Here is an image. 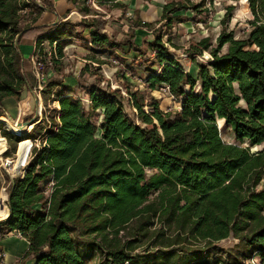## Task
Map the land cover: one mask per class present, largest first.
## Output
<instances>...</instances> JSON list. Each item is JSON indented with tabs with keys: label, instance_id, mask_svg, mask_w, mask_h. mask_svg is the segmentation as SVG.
Listing matches in <instances>:
<instances>
[{
	"label": "trees",
	"instance_id": "1",
	"mask_svg": "<svg viewBox=\"0 0 264 264\" xmlns=\"http://www.w3.org/2000/svg\"><path fill=\"white\" fill-rule=\"evenodd\" d=\"M67 1L85 17L38 24L44 11L55 12L50 0H0V108L36 83L25 69L22 38L55 40L58 56L72 38L84 39L86 48L114 62H125L117 53L124 46L138 55L149 51L142 86L166 88L179 108L163 111L155 96L131 90L126 75L139 70L126 67L120 75L128 98L119 88L90 85L83 88L91 100L86 107L50 76L41 95L46 101L54 90L59 109L47 124L16 135L19 127L0 115V126L12 131L1 130L10 144L7 155L23 139L45 141L32 147L22 175L8 177L9 214L0 219V234L14 230L28 241L16 264H88L98 253L102 260L94 264H139L142 258L152 264H263L264 0H248L252 18L243 36L221 31L212 60L195 64L194 74L170 55L160 31L185 21L188 10L196 15L202 2L163 0L154 21L112 3L127 25L116 37L88 0ZM232 9L226 7L222 23ZM139 29L151 31L152 39L141 36L137 44ZM124 98L137 121L124 112ZM222 129L235 141H224ZM27 152L18 149L16 174ZM226 238L232 245L222 250L216 243ZM146 240L154 249L132 254L146 248ZM254 258L259 263H251Z\"/></svg>",
	"mask_w": 264,
	"mask_h": 264
},
{
	"label": "rangeland",
	"instance_id": "2",
	"mask_svg": "<svg viewBox=\"0 0 264 264\" xmlns=\"http://www.w3.org/2000/svg\"><path fill=\"white\" fill-rule=\"evenodd\" d=\"M189 3H198L202 2L201 11L196 15L192 13L191 10L186 12L188 18L179 23H174L170 30L162 28L160 31V36L162 42L168 46L170 55L177 60L181 68L192 74L195 73L197 63H208L212 60L210 51L217 46V37L221 31H233L234 37L243 36L244 31L248 29V20L252 18L251 10L249 8L248 0H187ZM231 5L233 9L230 13V18L226 23H222L221 20L226 11V7ZM97 9V8H96ZM99 10V9H98ZM121 13L107 17V27L106 31L110 34H114L116 37L122 36L127 30V25L121 22ZM83 18V17H80ZM79 30V29H78ZM84 38L87 37L84 31ZM141 36H147V38L152 39L151 31L146 29L136 30V39L135 42L140 44ZM71 44L66 45L63 48L64 56L60 57L57 54V57H53L52 68L47 74V78L53 76L57 79H61V85H63V92H69L71 95L81 98H87L84 87L94 86L99 88L102 91H111L112 89L119 88L121 95L125 98H128V95L125 91L123 85V78H121V71H125L126 67H138V74L136 77H133L130 73H127L126 80L131 84V90L139 87L144 92L145 99H148V96H155L159 102V107L163 110H169L174 108H179V101L175 99L174 96L170 95L166 88H158L150 91L142 86V82L147 75L145 67L149 65V60L143 61L146 58H150V52L146 51L144 55H138L133 50H128L127 46H124L123 52H117L118 55L122 56L125 62H114L110 57L105 54H99L96 52L90 51L86 48V40L84 39H71ZM51 46L48 44L44 49L40 50V53L43 54L45 50H48ZM227 49V44H224L219 50L220 53L225 52ZM122 68V69H121ZM159 69V68H157ZM49 75V76H48ZM59 88H56V90ZM61 89V88H60ZM27 88L23 90L26 91ZM22 92V93H23ZM53 90L52 93L47 95L46 101H44L43 96V105L45 106L42 116L38 115L36 112V100L30 96L28 103L26 104V114L19 119L17 118V112L19 106L26 101L27 94L24 92L23 96H14L8 98L4 103L3 107L0 108V115L4 117H10L17 122L29 121L32 118L35 121L38 120L41 126L42 124H47L49 118V113L53 112L54 102L53 100ZM121 100L123 103L124 112L134 121H137L135 118V110L131 105L126 101V99ZM36 99V100H35ZM147 103V100L145 101ZM86 106V104H85ZM87 107V106H86ZM145 110H148L147 106H144ZM28 113V114H27ZM56 114V113H55ZM47 120H46V116ZM223 120L218 119L217 123L219 127H222ZM3 125L0 126V135L1 130L6 129L10 131L6 124L1 122ZM36 123V124H37ZM12 124L17 126L13 121ZM11 132V131H10ZM99 136L100 133L98 132ZM222 139L226 142H233L234 136L227 129L221 130ZM2 137L0 136V203H6V194L8 192V177L18 176L17 168L18 163L16 153L18 148L23 151L28 150V145L20 144L18 148L16 146V151L9 153L7 155L6 150L10 149V144L6 138V144L3 143ZM21 143V142H20ZM244 145L247 142L243 143ZM261 148V145L254 146L252 150ZM13 158L14 161L10 165H3L5 163V158ZM26 158V157H25ZM2 162V163H1ZM20 171V170H19ZM13 176V177H14ZM264 184V179L262 181ZM3 188L5 190H3ZM3 219V218H0ZM146 248L136 249L132 254L136 252H141V250H153L154 248L150 247L147 240ZM216 245L222 250L229 248L232 245V240L230 238L223 239L216 243ZM146 252V251H144ZM221 254H224L221 252ZM102 257L98 253L93 260H90L88 264H94L95 262H101ZM154 260V259H153ZM150 258H142L139 260V264H152L153 262ZM155 261V260H154ZM256 263H259L257 260ZM264 264V263H263Z\"/></svg>",
	"mask_w": 264,
	"mask_h": 264
},
{
	"label": "crops",
	"instance_id": "3",
	"mask_svg": "<svg viewBox=\"0 0 264 264\" xmlns=\"http://www.w3.org/2000/svg\"><path fill=\"white\" fill-rule=\"evenodd\" d=\"M162 1L163 0H97L99 6L98 9L105 14V18L110 17L112 15H116L118 13H122L121 8L111 7L112 3H119L125 4L130 7V9H128L126 13L127 15L132 14V9H137L139 11L140 18L144 21H154L160 19ZM50 2L55 12L44 11L41 14L39 20L37 21L38 24H49L59 22L65 20L66 18H69L71 21H77L80 19V17L83 16L67 0H50ZM72 39L75 40L77 38ZM33 43L34 39L32 38H22L20 42L25 69L29 74L32 75L33 71L31 63L29 61V56L33 49ZM69 44H71V42ZM63 56L64 53L60 57ZM24 92H26L27 98L26 101L23 102L21 105V111H23L24 109L26 114V104L28 103L30 96H33L34 98H36V96L32 93L30 88H28ZM24 92L22 93V96ZM56 101L54 102V106L56 107V109H59V106H57ZM35 103L37 109V100ZM13 122L19 127L15 120H13ZM6 215L7 206L5 203H0V218H4ZM27 248L28 241L26 240V238L22 237L18 232L12 230L4 234H0V264H16ZM31 262V260L27 261L26 264H31Z\"/></svg>",
	"mask_w": 264,
	"mask_h": 264
},
{
	"label": "built area",
	"instance_id": "4",
	"mask_svg": "<svg viewBox=\"0 0 264 264\" xmlns=\"http://www.w3.org/2000/svg\"><path fill=\"white\" fill-rule=\"evenodd\" d=\"M89 3L95 7V8H99L98 6V2L97 0H88ZM83 17V16H82ZM85 17V16H84ZM50 45L51 47L48 49V50H45V52L43 54L40 53V50L41 49H44L46 45ZM53 57H57V52H56V41H52L51 43H49L48 41H43V42H40L38 44H36V40H34V43H33V49H32V52L29 56V59H30V62H31V67H32V71H33V74L35 76V79H36V83H35V86L32 87L31 91L32 93L37 97V109H36V113L40 116H42V112H44L45 110V106L43 105V101H42V98H41V92L43 90V83L44 81L47 79V74L49 72V70L47 71L46 70V65H49V66H52L53 64ZM49 76V75H48ZM87 98H80V100L88 105L90 103V99L88 98V96L86 95ZM25 115V110L23 109V111H21V106H19L18 108V112H17V118L19 119L20 117L24 116ZM46 116V115H45ZM57 116V115H56ZM46 120H47V116H46ZM48 121V120H47ZM17 122V120H16ZM38 122L35 121L34 124H36ZM32 124V126L34 125ZM31 125H28L26 127H24V129L20 132H14V134L16 135H22L28 131L31 130L32 128ZM23 140H29V144H28V152H27V155H26V159L25 161L22 163V165L20 166V171L18 173V176L19 175H22L23 174V171H24V168L26 166V163H27V160L29 158V155H30V151L32 149L33 146H40L41 144H44L45 141H43L40 137L38 138H35V139H31V138H26V139H23ZM21 140V141H23ZM19 141L17 144L19 145V143L21 142ZM18 145H17V148H18ZM6 150V149H5ZM16 157H18L17 153H16ZM10 159V160H9ZM14 159L13 158H5V163H2V166L3 165H6L8 163V166L10 165V163L13 161ZM14 176V175H13ZM12 174L10 177H13ZM3 190H5L3 188ZM7 199V194H6V198L5 200ZM7 216V215H6ZM256 259H251V263H256ZM126 264V263H125Z\"/></svg>",
	"mask_w": 264,
	"mask_h": 264
},
{
	"label": "water",
	"instance_id": "5",
	"mask_svg": "<svg viewBox=\"0 0 264 264\" xmlns=\"http://www.w3.org/2000/svg\"><path fill=\"white\" fill-rule=\"evenodd\" d=\"M35 116H36V113H35ZM35 123V119H31V120H29V121H25V122H17V124L19 125V129L22 131L23 129H24V127H26V126H28V125H31V124H34ZM12 132V131H11ZM12 133H14V132H12ZM6 165H8V163L6 164ZM10 178H13V177H10ZM8 214H9V209H8V207H7V216H5L4 218H6V217H8ZM3 218V219H4Z\"/></svg>",
	"mask_w": 264,
	"mask_h": 264
},
{
	"label": "bare ground",
	"instance_id": "6",
	"mask_svg": "<svg viewBox=\"0 0 264 264\" xmlns=\"http://www.w3.org/2000/svg\"><path fill=\"white\" fill-rule=\"evenodd\" d=\"M5 124V123H4ZM1 136V135H0ZM24 141H28V140H24ZM24 141H22V142H24ZM21 142V143H22ZM19 146H20V143H19ZM19 149V148H18ZM18 155V154H17ZM19 157V156H18ZM10 160V159H9ZM14 161V160H13ZM13 161L10 163V165L13 163ZM10 165H9V167H10Z\"/></svg>",
	"mask_w": 264,
	"mask_h": 264
}]
</instances>
